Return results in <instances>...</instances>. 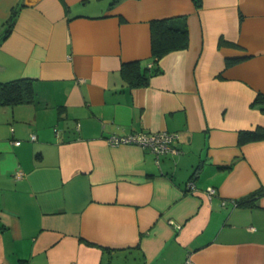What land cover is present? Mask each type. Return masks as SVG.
Listing matches in <instances>:
<instances>
[{"label": "crops", "instance_id": "crops-1", "mask_svg": "<svg viewBox=\"0 0 264 264\" xmlns=\"http://www.w3.org/2000/svg\"><path fill=\"white\" fill-rule=\"evenodd\" d=\"M111 1L0 0V83L35 93L0 106V264H264V139L238 142L264 128V0ZM170 18L187 48L130 88L121 66L152 69L150 22ZM160 131L178 153L158 163L106 142Z\"/></svg>", "mask_w": 264, "mask_h": 264}, {"label": "trees", "instance_id": "trees-1", "mask_svg": "<svg viewBox=\"0 0 264 264\" xmlns=\"http://www.w3.org/2000/svg\"><path fill=\"white\" fill-rule=\"evenodd\" d=\"M120 0H112L110 7L116 5ZM197 9L202 6V0H194ZM19 8H14L7 19V28L2 38H5L11 31ZM220 44L228 47H237L235 44L220 40ZM188 46V29L184 18H170L153 20L150 22V55L153 63L152 69H141L137 62L125 63L121 66L120 74L130 88L145 87L149 79L161 73L158 63L166 54L186 49ZM241 59L227 61L226 65L234 64ZM35 93L32 81L19 79L10 82L0 83V106H14L18 104L33 103ZM264 112V95L257 94L253 104ZM264 139V128L257 127L253 131H242L239 133V144ZM252 197L264 196V188L256 191ZM238 205H251L250 199L246 198Z\"/></svg>", "mask_w": 264, "mask_h": 264}, {"label": "built area", "instance_id": "built-area-1", "mask_svg": "<svg viewBox=\"0 0 264 264\" xmlns=\"http://www.w3.org/2000/svg\"><path fill=\"white\" fill-rule=\"evenodd\" d=\"M57 133V132H56ZM31 140H35V136H30ZM178 139L177 133H170L166 131H160L157 133H144V132H132L123 136H110L106 139V142L109 146H138L142 149L149 150L154 156L156 163L161 156L167 154H177L178 150H176L173 146L175 140ZM18 144V142H16ZM17 178L21 177V173L16 174ZM187 189L193 191L195 189L193 182L187 183ZM216 190L214 188H208L206 190V194L208 197H212L215 195ZM183 264H193L189 258H186Z\"/></svg>", "mask_w": 264, "mask_h": 264}, {"label": "rangeland", "instance_id": "rangeland-1", "mask_svg": "<svg viewBox=\"0 0 264 264\" xmlns=\"http://www.w3.org/2000/svg\"><path fill=\"white\" fill-rule=\"evenodd\" d=\"M133 262L134 260H132V258L128 257L126 259V257L121 256L117 260H114L113 264H133Z\"/></svg>", "mask_w": 264, "mask_h": 264}]
</instances>
